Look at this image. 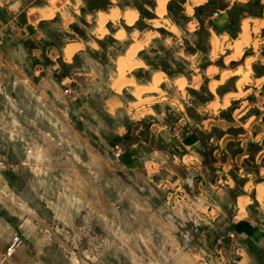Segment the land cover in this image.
Returning a JSON list of instances; mask_svg holds the SVG:
<instances>
[{
  "label": "rangeland",
  "instance_id": "1",
  "mask_svg": "<svg viewBox=\"0 0 264 264\" xmlns=\"http://www.w3.org/2000/svg\"><path fill=\"white\" fill-rule=\"evenodd\" d=\"M252 1L167 0L161 15L157 0H23V5H49V11L55 8L63 12L64 8L73 11L75 6H81L82 15L70 18L75 32L66 37L90 39L101 47L100 51L90 48L84 63L87 56L108 62L111 53L118 54L129 43L142 40L139 56L148 68L162 70L169 77L165 67L180 69L182 72L173 77L185 80L195 75L189 84L177 81L158 87V110L164 112L158 115V127L168 125L171 129L183 117L172 128L174 136L181 138L203 127L202 118L210 107L211 116L217 119L211 122L230 124L233 135L241 129L235 124L251 125L256 121L257 118L246 121L247 115L233 118L237 100L218 105L212 102L207 108L215 95L225 90L235 93L236 81L240 90L246 91L243 99L255 100L248 82L252 73L264 70V0H258L260 14ZM111 5L136 10L137 19L129 27L134 29L131 37L117 40L110 34L94 37L91 33L96 21L87 14ZM179 14L186 17L181 19ZM231 14L236 17L235 23L231 22ZM25 16L22 11L19 20ZM61 21L56 17L45 27L58 37L63 34ZM246 24L248 33L244 36ZM99 28L103 32L105 27ZM28 31V39L24 38L17 53L10 49L14 40L9 35V41L3 43L0 37V264H207L208 258L213 264H223L216 258L218 251L202 236L207 211L198 189L202 186L199 180H180L175 187L167 182L158 194V147L161 149L163 144L150 128L149 120L123 114L116 118L105 111L102 101L110 92L106 82L110 63L99 70L96 83H61L58 80L69 73L70 65L60 62V68L54 71L44 54L40 56L48 66L43 70L36 66L37 61L28 51L35 31L33 27ZM237 42L243 47L236 55ZM247 64L251 71L240 81L231 76V71ZM147 69L140 68L134 74L145 80L151 72ZM220 75L224 79L219 82L216 79ZM177 90L186 100L181 116L170 99L171 94L177 97ZM87 92L93 98L87 99ZM262 106L264 111V103ZM122 120H126L127 130L120 133L116 127ZM134 143H138L137 154L128 160L126 150ZM236 143L233 139L228 142L227 154L224 147L215 146L214 139L202 133L199 151L211 174L218 169L215 155H232L238 150ZM174 165L169 162L161 171L173 169L185 175V165ZM161 193H168V207L158 212ZM160 215L168 220L158 224ZM217 235L216 228H212L211 239ZM15 236L20 241L10 254ZM244 243L249 251L257 253L251 239ZM259 261L264 264L263 254H259Z\"/></svg>",
  "mask_w": 264,
  "mask_h": 264
},
{
  "label": "crops",
  "instance_id": "2",
  "mask_svg": "<svg viewBox=\"0 0 264 264\" xmlns=\"http://www.w3.org/2000/svg\"><path fill=\"white\" fill-rule=\"evenodd\" d=\"M0 3L3 4L0 7V37L4 38L2 43L9 41L8 38L10 36V39L14 40V43H10L9 45L10 49L17 53L22 47L21 42H24V38L28 39V36H26L29 33L28 28L33 27L35 35L31 37H33L34 42L30 48L28 47V51L37 61L36 66H42L41 70L48 66L47 63H43L42 61L41 56L45 54L49 58L50 65L54 71L60 68V62L66 63L71 67L69 73L61 75L58 80L59 82L73 83L85 80L96 83L100 79L99 70L105 68V66L108 67L110 63L111 68L106 73L107 88L110 92L103 99L102 105L107 113L116 118L123 114L129 115L131 119L144 118L149 120L150 128L153 129L156 137L161 139L163 147L160 146L161 149L158 147V194L162 191L161 189H164L167 182L173 186H177L180 180L184 181L189 178L199 180V184L202 186H199L198 189L201 191L200 194L205 198L203 206L206 209L204 211H207L203 215V221L207 225L203 230L202 236L204 241H208L209 244L213 245V249L218 251L216 258L220 259L219 262L223 264H260V251L257 253L249 251L244 242L245 239H251L261 249H264V195L262 197L259 195L260 190L264 189V111H262V104L264 103V70L258 74L254 75L252 73L250 75L251 83L249 84L248 82V85H250V91H254L255 100L243 99L246 91H241V86H238V81H236L235 93H232L235 94L234 96L231 94L232 91L225 90L220 96L216 97L215 95L214 99L207 104V108H209L212 102L226 104L228 101L237 100L238 104L234 110L233 118L238 120L247 115L246 121L257 118L254 123H251V125L248 122H241L239 125L235 124V126H239L241 129L240 131L235 129L238 132L237 135H233L230 133L231 129L228 128L231 127L230 124L221 126L216 123L217 119L211 116L212 110L210 107V113H204L202 118V128L190 131L189 134L181 138H176L172 132V128L179 125L183 117H180L178 121L172 124L171 129L168 128V125L158 127V118L160 117L158 115L164 114L163 111L158 110V87L162 88L165 85L175 84L179 80L189 84L190 82H194L195 75L191 79L186 78V80L182 76H170V78L162 70L148 68L149 65L139 56L142 45L138 48L136 56L134 55L131 58V65L126 67V72L120 75L119 70L122 66V58L127 56L129 49L133 45L142 43V40L129 43L124 48V51H120L118 54L111 53L108 62H104L98 57L87 56L88 60L84 63L82 61L83 57L88 53L90 48L94 51H100L101 47L90 39L81 37L68 39L66 37L75 32V28L71 29L74 20L70 21V18L74 16L75 19L76 16L82 15L81 6H75L73 11L70 9L67 11L64 8V12L53 8V14L48 16L43 15V12H49L48 10L51 7L49 5L46 7L39 5L25 7L23 0H0ZM130 9L135 10L134 8ZM130 9H126V7L121 9L118 5H111L106 10L97 9L94 13H88L87 17H91L92 20L96 21L94 29L91 30L93 36L104 37L110 34L117 40L131 37L134 29H130L129 27L135 22L137 16L133 22H129L125 13ZM114 10L120 15L113 17ZM22 11H25L26 16L24 20L20 21L19 17ZM101 13L109 17L104 21V24L100 22ZM56 17H61L62 20L60 30L63 34H58V37L51 34L45 27L46 24L54 22ZM122 23H125V26ZM99 27H105L103 28V32H101ZM121 31H124L122 36L120 35ZM258 56L259 54H254L256 59H258ZM261 64L264 65L262 59ZM248 65L250 66V64ZM145 67L146 69L148 68L147 70H151L149 77L145 80L136 77L134 72ZM158 76L161 77V80L156 84L155 78ZM243 76L245 75H237L235 79H239L240 81ZM222 78V75H220L216 80L220 82ZM137 93L140 94V99ZM87 94V99L93 98L92 93L89 94L87 92ZM125 94L132 95L134 98H124L122 95ZM178 97H181V100ZM182 97L178 90L177 97H174L172 94L170 96V99L176 103L174 109L180 116L183 109H185L184 102L186 101L182 100ZM214 110L221 112L220 108H214ZM237 110L238 113L236 112ZM257 112H260L259 116L256 115ZM211 120L216 122H211ZM218 120L220 121L222 118L220 117ZM126 123V120L118 123L116 131L120 133L125 132L127 130ZM212 126L216 127L212 129ZM202 133L209 135L211 140L214 139V145L220 148H225L226 145L230 144L228 142L232 139L237 142L238 150L232 155H227L230 154L228 148H225L227 153L225 157L220 158L215 155V164L218 169L213 174L209 172L207 163L199 151ZM226 136H229V138ZM137 144L134 143L127 148L125 156L128 160L137 154ZM252 146H254V149L251 148ZM166 147H170L171 150L164 149ZM219 147L215 148V152L219 150ZM169 162L175 165H185L188 170L185 175L173 169L165 172L161 171V169L166 168ZM197 162L199 163L197 164ZM248 163H252L253 165L249 166ZM198 168L200 170H197ZM181 185L183 186V182ZM184 189L187 192L190 191V188L186 184ZM177 191L178 187L176 193ZM161 195L160 201L158 200V212H163L164 207H168V193H161ZM177 209L179 211L180 207ZM254 209H256L255 213L253 212ZM177 215L181 216L179 212ZM160 216L161 219L158 218V224L159 221L161 224L163 221L168 220L167 217ZM253 222L255 223L253 224ZM212 228H216L218 235L211 239ZM228 230L234 231L233 238L227 237L226 232ZM207 264H213V261L208 258Z\"/></svg>",
  "mask_w": 264,
  "mask_h": 264
},
{
  "label": "bare ground",
  "instance_id": "3",
  "mask_svg": "<svg viewBox=\"0 0 264 264\" xmlns=\"http://www.w3.org/2000/svg\"><path fill=\"white\" fill-rule=\"evenodd\" d=\"M166 2H167V0H157V3H158V14L159 15H161L162 13H164L165 12V10H166ZM197 2V1H196ZM193 3H194V1H193ZM191 7V6H190ZM36 10V9H35ZM45 11V10H44ZM49 11V10H48ZM53 10H51V11H49L48 13H44L43 12V15H52L53 14ZM120 12V11H119ZM126 14V17H127V19H128V21L129 22H133V20L136 18V16H137V13H136V11H134V10H128V12L127 13H125ZM118 15H120L119 13H117L116 12V10H114V12H113V14H112V16L113 17H116V16H118ZM100 22H101V24H104V21L107 19V18H109L108 17V15H106V14H103V13H101V15H100ZM165 22V21H164ZM155 23H156V21H155ZM248 25L246 24L245 25V27H244V33H243V35L244 36H246L247 35V33H248V27H247ZM123 30V29H122ZM119 33V32H118ZM124 34V31H121L120 32V35L122 36ZM236 45H235V49H236V55L238 54V53H240L241 51H242V47H243V44L242 43H235ZM139 46H140V43H138V44H136V45H134L133 47H131V49L128 51V54H127V56H125V58H122V61H121V64H122V66H121V68H120V70H119V74L120 75H123L125 72H126V67L127 66H130L131 65V58L137 53V50H138V48H139ZM69 50H71V49H69ZM136 56V55H135ZM133 61V60H132ZM137 63V62H136ZM133 68V67H132ZM251 71V67L248 65L247 67H240V68H238V69H236V70H233V71H231L230 72V74H231V76L232 77H234V76H237V75H247L249 72ZM161 77L159 76L156 80H155V83L157 84V83H159L160 82V79ZM180 81V80H179ZM151 86V85H150ZM149 86V87H150ZM119 87V86H118ZM143 89V88H142ZM141 89V90H142ZM140 90V89H139ZM138 92V91H137ZM139 93V92H138ZM137 93V94H138ZM230 98V97H229ZM216 105H218V103H216ZM260 197H262L263 195H264V189H261L260 190ZM264 197V196H263ZM246 204V203H245ZM245 206V205H244Z\"/></svg>",
  "mask_w": 264,
  "mask_h": 264
},
{
  "label": "trees",
  "instance_id": "4",
  "mask_svg": "<svg viewBox=\"0 0 264 264\" xmlns=\"http://www.w3.org/2000/svg\"><path fill=\"white\" fill-rule=\"evenodd\" d=\"M253 2V6H254V8H257L258 10V12H257V14H260L261 12H260V10H261V6H259V1L258 0H253L252 1ZM170 8V10H172L171 9V7H169ZM180 9H182V6H180ZM179 17L182 19V18H185L186 16L184 15V14H179ZM231 22L232 23H235L236 22V17H234V14H231ZM202 50H203V52H208V50H207V48H202ZM147 60V62L149 63V64H152V65H155L153 62H150V60H148V59H146ZM164 69H166V71H167V73L171 76V77H173V76H175V75H177V74H179V73H181L182 72V70H180V69H178V70H172V69H169V68H164ZM251 245H252V247L254 248V249H256L257 250V252H259L260 251V254H263L264 255V249H261V247H259L257 244H255L253 241H251Z\"/></svg>",
  "mask_w": 264,
  "mask_h": 264
},
{
  "label": "built area",
  "instance_id": "5",
  "mask_svg": "<svg viewBox=\"0 0 264 264\" xmlns=\"http://www.w3.org/2000/svg\"><path fill=\"white\" fill-rule=\"evenodd\" d=\"M65 92H69V89L68 88H65ZM254 224V222H253ZM227 235H230V236H234V232L231 231V230H228L226 232ZM20 239H19V236H15L12 240V244L10 245L9 247V253L11 254L15 249H16V246L17 244L19 243Z\"/></svg>",
  "mask_w": 264,
  "mask_h": 264
}]
</instances>
